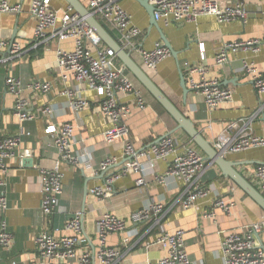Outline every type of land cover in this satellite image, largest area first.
Instances as JSON below:
<instances>
[{"label":"crops","instance_id":"crops-1","mask_svg":"<svg viewBox=\"0 0 264 264\" xmlns=\"http://www.w3.org/2000/svg\"><path fill=\"white\" fill-rule=\"evenodd\" d=\"M78 1L87 9V0ZM217 1L224 6L238 0ZM119 2L131 16V23L141 31L140 36L134 41L138 48L151 50L156 43H162L158 30L154 27L150 28L148 14L136 0ZM244 2L247 12L245 24L239 21L218 23L210 16L200 17L196 24L180 23L164 26L158 23L164 38L177 53L183 74L184 64L200 65L206 70L207 79H216L222 87L232 90L231 102L221 104L214 111H209L202 97L191 90L183 102L178 70L172 57L159 64L155 71H147V73L143 70L140 58L137 55L131 56L175 107L193 122L203 138L211 143L228 123L247 120L255 113L257 115L250 122L249 128L254 136L264 139V96L261 98L257 96L248 77L239 73H227L225 68L215 65V58L225 43L258 39L262 42L258 54L239 52L231 55L230 61L233 63L227 68H235L238 62L246 60L264 71V0ZM9 3L20 5L21 12L17 15L0 14V39L11 43L16 32L13 42L20 45L22 54L0 65V138L18 136L22 131L28 136L21 138V144L14 156L6 161L7 209L0 213V221L2 219L6 221L7 229L14 237V244L9 250L0 247V264L35 262L37 235L41 231H48L57 237L67 235L68 232L64 228L66 221L75 213L82 211L83 232L94 249L97 246L95 221L100 213H111L124 220L129 229H136L138 233L131 247H121L122 257L119 264L155 263L166 255L161 247L150 246L155 242L160 229L151 222L138 224L131 222V215L134 212L153 203H162L165 207L160 221L165 232L169 234L178 230L184 232L185 251L190 256L192 264H223L224 238L229 233L241 232L244 227L254 224H260L262 227L256 235V240L258 247L264 251V211L230 179L223 177L216 166L208 162L199 181L203 187L209 188V191L189 209H183L181 206V200L185 196L184 183L177 179L165 178L171 158L157 161L154 165L147 159H140L142 172L122 176L116 180L113 191L105 201L92 196L90 190L102 185L107 175L118 172V166L124 162L123 144L117 142L106 145L103 142L102 134L111 127V124L99 112L100 97L95 92L86 90L84 85H79V89L82 97L88 102V107L76 116L67 111V98L61 92L76 85L63 83L57 75L55 52L57 48L72 50V43L64 41L57 44L53 41L49 46L34 48L35 22L29 13L31 0H9ZM51 6L57 11H64L67 8L64 0H51ZM96 20L114 37L108 24L100 19ZM201 45L204 48L203 61L200 60L199 53ZM101 46L105 47L103 43ZM7 50L8 48L0 51V60L10 57ZM7 75L19 78L24 84L31 81L49 83L52 89L47 95L26 90L22 94L30 101V112L46 105H53L57 109V116L47 120L39 118L33 122H20L12 109L14 97L5 89L4 79ZM143 95L147 104L144 110L138 109L132 98L123 99L131 107L126 124L135 149H145L170 136L181 146L199 151L182 131L168 135L175 129L176 124L152 97L146 92ZM63 122H70L76 127L75 135L79 143L75 145L74 150L76 152L81 150L86 160L98 165L108 156H113L118 159L119 165L111 167L102 177V173L95 175L82 164L77 166L61 164L63 192L59 200V210L51 217H43L40 213L42 199L40 172L53 168L56 161L53 134H48L45 130L48 125ZM202 156L204 157L203 154ZM224 157L228 161L238 163L235 167L236 171L264 197L253 173L256 167L264 165V147L226 154ZM23 159L26 160L25 164L22 163ZM140 176L147 179V185L138 188L135 181ZM85 189H87L86 195H84ZM215 199L231 203V213L225 214L214 208ZM209 213H213L212 218L205 216ZM106 244L108 247H120V236L108 235ZM82 249L91 253L93 251L92 246L87 242Z\"/></svg>","mask_w":264,"mask_h":264},{"label":"built area","instance_id":"built-area-1","mask_svg":"<svg viewBox=\"0 0 264 264\" xmlns=\"http://www.w3.org/2000/svg\"><path fill=\"white\" fill-rule=\"evenodd\" d=\"M120 0H87V11L95 18L108 24L115 42L130 56L140 58L144 71H155L159 64L171 58L170 51L162 44L156 43L151 50L138 48L134 41L141 31L131 23V16L120 6ZM245 0H238L231 5L222 6L217 0H147L154 8L153 17L157 23L164 26L189 23L196 24L200 17H213L218 23L247 21ZM21 6L10 4L9 0H0V14L17 15ZM34 19V48L49 46L50 42L60 44L70 41L72 50L57 48L55 52V69L63 83H73L71 89L61 92L67 98V111L76 116L88 107V102L82 97L79 85L86 90L95 92L100 97L99 112L109 121L111 127L102 134L103 142L112 145L123 144L124 162L119 165L118 159L108 156L98 165L84 158L82 151L76 152L74 147L76 127L70 122L48 125L46 132L53 134V145L56 149V161L53 168L42 170V199L40 213L51 217L59 210V200L63 192V173L61 164L70 166L83 165L87 170L97 175L117 167L118 172L107 175L104 183L90 190L95 198L105 201L116 180L129 174H139L143 168L140 159H147L154 165L157 161L169 164L165 178L180 180L185 185V196L181 200L183 209L192 208L196 201L205 197L209 188L200 184V178L205 172L207 161L202 154L192 148L180 145L176 139L167 136L141 150L135 149L129 136L126 121L130 116L131 107L123 101L127 97L133 99L134 105L144 110L147 106L141 87L135 85L131 76L122 68L112 51L101 46V41L88 27L85 20L76 15L67 6L64 11L54 10L51 0H31L29 9ZM10 48V57L0 60V65L19 57L22 53L20 45L0 39V51ZM262 42L258 39L234 40L225 43L217 57L215 65L225 68V72L242 74L249 78L253 90L258 97L264 96V71L259 70L252 62L241 60L235 68H227L233 62L230 56L241 53L258 54ZM200 60H204V48H199ZM227 68V69H226ZM206 70L200 65L184 64L186 86L192 92L200 95L209 111L216 110L221 104L231 102L233 92L222 87L216 79H207ZM5 89L14 97L13 112L22 123L33 122L36 119H51L57 116L53 105H46L29 111L30 101L23 96V91L47 95L52 87L49 83L31 81L22 83L19 78L7 75L4 79ZM257 113L247 120L230 122L225 129L212 141V147L221 155L240 153L251 148L264 147V139L254 136L249 124ZM28 134L23 131L18 136L0 138V213L7 209L6 187L8 185V170L6 161L12 158L21 144V138ZM22 158V157H21ZM254 179L260 192L264 194V165L256 167ZM135 185L138 188L147 185V179L140 176ZM213 207L225 214H230L232 204L215 199ZM165 207L162 203H153L137 210L131 215L133 224L151 222L160 229L154 243L165 250L166 255L155 263L147 264H192L190 256L185 251L184 232L178 230L172 234L165 232L160 223ZM212 218L213 213L205 215ZM67 235L54 236L48 231H41L35 238L37 260L30 264H119L121 247L129 248L137 236L136 229H129L124 220L111 213H100L95 221V239L97 246L94 253L83 250L86 244L83 232V215L80 212L72 215L65 224ZM262 229L260 224L246 226L241 232L229 233L222 241L223 264H264V251L257 245L256 235ZM111 234L120 236V247H108L106 237ZM14 244V237L8 231L4 219L0 221V247L9 250Z\"/></svg>","mask_w":264,"mask_h":264},{"label":"water","instance_id":"water-1","mask_svg":"<svg viewBox=\"0 0 264 264\" xmlns=\"http://www.w3.org/2000/svg\"><path fill=\"white\" fill-rule=\"evenodd\" d=\"M68 7L79 17L83 18L88 27L95 33L104 46L113 52L117 61L121 64L122 68L132 77V79L150 96L153 100L165 111V113L176 124L175 129L168 135H172L177 131H182L192 144L204 155V159L211 165L216 166L221 175L230 179L241 191H243L260 209L264 211V197L254 189L235 169L238 163L231 162L225 159L223 155L218 153L213 147L210 141H207L195 128L193 122L183 115L177 107L162 93V91L153 83L148 75L140 68V66L126 53L113 39V37L103 28V26L87 11L78 0H64ZM147 12L149 17L150 28L154 27L160 34V39L163 45L170 51L172 58L176 62L178 70L179 84L182 90V99L185 102L189 89L186 87L185 77L180 69L177 53L172 49L171 45L164 38L162 32L158 28V23L154 20L153 13L154 8L150 6L147 0H136ZM16 36L14 32L11 39L13 43ZM8 48L7 53H10ZM28 162V161H27ZM22 163L25 164L26 160L23 159ZM105 173H102V177ZM87 189H85V194ZM83 213V211H82ZM86 242L92 246V253H94V247L82 232Z\"/></svg>","mask_w":264,"mask_h":264},{"label":"rangeland","instance_id":"rangeland-1","mask_svg":"<svg viewBox=\"0 0 264 264\" xmlns=\"http://www.w3.org/2000/svg\"><path fill=\"white\" fill-rule=\"evenodd\" d=\"M147 72V71H146ZM148 73V72H147ZM131 79H132V77H131ZM132 81L135 83V85H137L138 86V84L132 79ZM142 89V88H141ZM142 93L144 94L145 92H144V90L142 89Z\"/></svg>","mask_w":264,"mask_h":264}]
</instances>
